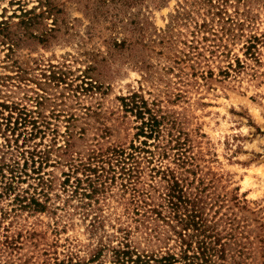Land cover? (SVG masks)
Here are the masks:
<instances>
[{
  "label": "rangeland",
  "instance_id": "1",
  "mask_svg": "<svg viewBox=\"0 0 264 264\" xmlns=\"http://www.w3.org/2000/svg\"><path fill=\"white\" fill-rule=\"evenodd\" d=\"M250 35L264 41V0H0V165H10L0 264H117L112 249L125 247L180 253L169 208L136 209L119 178L91 197L86 180L75 187L88 173L80 161L101 165L109 149L138 144L140 120L122 100L132 93L161 120L136 186L159 204L150 167L182 174L202 199L192 245L211 235L224 246L217 263L264 264V42L246 56ZM22 196L44 209L21 207Z\"/></svg>",
  "mask_w": 264,
  "mask_h": 264
},
{
  "label": "trees",
  "instance_id": "2",
  "mask_svg": "<svg viewBox=\"0 0 264 264\" xmlns=\"http://www.w3.org/2000/svg\"><path fill=\"white\" fill-rule=\"evenodd\" d=\"M103 1L106 2V0ZM122 1L132 3L139 0ZM259 42L264 41H261V39L256 35H250L243 44V47L245 48L244 54L246 56L254 55L257 44ZM236 65L238 68H241L245 66V63L241 64V61L236 58ZM136 97L137 94L132 93L128 97V101H126L125 97H123L122 100L125 107L129 108L131 112H134L135 116L140 120V124L137 127V131L135 133L136 138L139 139L138 144H136L135 142H131L127 148L113 147L109 149L106 153L107 156L105 158L101 157V165H92L90 162L80 161L79 167H82V170L88 173H86V177L84 179L80 177L75 178V187L78 189L82 182L86 180V185L89 187V192L85 193V191H83L82 194H86V196L91 197L95 193H105L108 190L110 184H106V181L110 180L111 182H114L115 179L119 178L120 186L125 190H130L132 195L131 198L135 200L136 203V209L139 210L141 209L140 207H145L146 205H148L150 206V210L152 212L159 215L161 214L160 210L164 207H167L169 208V213L173 214L172 216L173 218H175L176 223L181 225V229L180 231H178V236L181 238V243H184L185 246L182 245L184 247H181L180 253L166 251L158 255H147L139 253L135 250H131L129 249V247L118 249L113 248L112 251L115 256V262H117V264H219L214 260V257L217 254L219 257L224 256V246L223 244H221L219 239L215 237L214 240L210 239L207 242L206 238H211V235H206L204 239L196 241V245L193 246V242L190 239V234L187 233L190 229H192L195 233H197V231L199 232V230H201L204 226L205 221L202 217L201 211L202 199L196 194L190 195L191 192L187 189L188 183L186 177H184L182 174L176 173L169 167L162 168L152 165V167H150L149 169V171L153 173L151 174V177L154 178L155 176H159V182L161 183V190H159L158 188L155 189V191L159 190L158 194L161 199L159 204L151 203L152 200H150V197H152V194L149 193L146 189H140L136 186V182L139 181V178L143 171V166L141 164L148 163L147 167H149L155 154L154 150L150 148V140L153 136L158 137L161 131L159 128V125L161 123L160 118L157 117V115L150 108H147V103L143 99H140L139 103L138 101H136ZM1 106L9 108V105H6L4 103H1ZM15 111V107H12L9 112L10 115L5 117L6 123L10 122L11 118H13L11 114ZM144 114H148L146 118L144 117ZM18 118V116L14 118L13 125L18 122ZM20 119L22 122L26 121L25 117H21ZM28 122H31L33 126H35V121L29 120ZM13 130L14 128H12V131ZM141 137L143 139H140ZM7 140L9 142V139ZM69 145L70 142L66 141L63 154H68ZM165 154L166 152L162 153V156H165ZM89 157L95 158L94 154L89 155ZM38 158H41L39 153ZM32 160H34V157H32ZM103 163L108 164V170L114 171L111 175H107L110 172H107ZM2 165L5 166L6 164L3 163ZM2 165H0L1 179L3 176V174H1V171L3 170ZM6 166L8 168L10 167V165ZM79 167H76L75 170H77ZM12 170L13 169L11 168L10 171L12 172ZM99 170H101L100 173ZM104 172H106L107 174H104ZM91 173L94 175V179H92ZM65 176V182H68L69 175L66 174ZM1 182L2 181L0 180V184ZM26 199L28 200V202L20 205L21 207L31 205L36 207L38 210H43L45 207V205H43L41 201L33 196H22L19 201L25 202ZM159 207L161 209H159ZM205 230L206 229L202 230L201 232L205 233ZM186 234H188L189 240L185 238ZM193 235L194 234H192V236ZM217 244H220V248L216 247ZM180 259H182L183 262Z\"/></svg>",
  "mask_w": 264,
  "mask_h": 264
}]
</instances>
